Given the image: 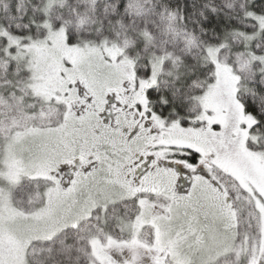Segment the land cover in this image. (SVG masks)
I'll return each instance as SVG.
<instances>
[{"label": "snow or ice", "instance_id": "snow-or-ice-1", "mask_svg": "<svg viewBox=\"0 0 264 264\" xmlns=\"http://www.w3.org/2000/svg\"><path fill=\"white\" fill-rule=\"evenodd\" d=\"M0 264H264V0H0Z\"/></svg>", "mask_w": 264, "mask_h": 264}]
</instances>
